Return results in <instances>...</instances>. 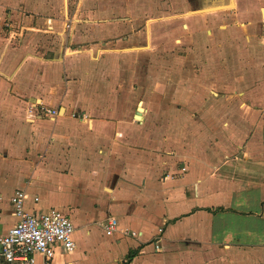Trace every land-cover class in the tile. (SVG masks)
Here are the masks:
<instances>
[{"label":"crops","instance_id":"1","mask_svg":"<svg viewBox=\"0 0 264 264\" xmlns=\"http://www.w3.org/2000/svg\"><path fill=\"white\" fill-rule=\"evenodd\" d=\"M150 46L177 97L130 114L123 74ZM263 114L264 0H0V236L22 190L74 228L72 252L36 264H264Z\"/></svg>","mask_w":264,"mask_h":264},{"label":"built area","instance_id":"2","mask_svg":"<svg viewBox=\"0 0 264 264\" xmlns=\"http://www.w3.org/2000/svg\"><path fill=\"white\" fill-rule=\"evenodd\" d=\"M65 28L71 29L69 21ZM25 114L29 118L38 115L54 116L57 110L43 105H29ZM262 139L264 146V131ZM25 198V192L22 190H17L10 197L15 222L4 235L0 236V256L3 264H36V256L47 261L53 257L56 245H60L68 253L72 252L74 250L72 222L54 209L38 214L26 212L23 208ZM101 226L106 235H111L117 228V221L114 217H107ZM158 233L161 235L162 230L158 229ZM153 247L158 249V239L154 241Z\"/></svg>","mask_w":264,"mask_h":264},{"label":"rangeland","instance_id":"3","mask_svg":"<svg viewBox=\"0 0 264 264\" xmlns=\"http://www.w3.org/2000/svg\"><path fill=\"white\" fill-rule=\"evenodd\" d=\"M134 1V0H133ZM149 1L152 2V4H156L158 1L161 2H169L171 0H135V3H145L147 2V4L149 3ZM144 11V10H143ZM146 12V11H145ZM143 12V13H145ZM168 12V11H165ZM170 17L169 14H164L158 10H153V13L151 12V14H144L143 16H141L142 21L147 20L148 18H156V17ZM161 23L166 22L167 25V30H169V28L171 27H180L181 26V19H172V20H166L165 19L163 21H160ZM153 23V22H152ZM151 23V24H152ZM181 29V28H180ZM167 30H162L164 33L166 34H170L171 31H167ZM179 33L182 32V30H178ZM198 35H200L201 37L205 36L203 35V32H196ZM151 49H147L146 51H142L139 52V54L136 53H132L131 56L129 57L130 59H132V65L133 67L131 68V71L125 72L123 74V85H124V91L126 92L125 95H127V97L129 99H131V101H133V106L130 107V114H134L135 113V105H136V101L140 100L141 98H144L147 101V105L150 106L151 110L148 112V114L151 115H155L156 112L154 111V104L156 102V100L165 94H168V99L165 102L167 104V106L170 105V99H176L177 97V91L176 90H161V86L158 85V82H160V78L163 77V81L165 83H168V85H170L171 83L173 84L174 81H177L176 77L171 76L169 73H165L162 76H160V74L158 73L157 69L155 67H158V62L160 60L159 55H160V50L159 48H155L154 46H150ZM197 50L196 51H192V48H188V50L191 51H187V53H189L190 56H193L192 58V64L191 65V69L196 71V74L198 75V69H201V67L205 64L204 63V58H203V49H204V45H203V41L201 40L200 42H197ZM138 51V50H137ZM185 51V50H184ZM138 55H141L138 57ZM199 56V61H196L198 59ZM165 60H169V58H166ZM171 65H167V67H169ZM202 79V78H201ZM167 85V86H168ZM166 86V84L164 85ZM160 87V88H159ZM169 87V86H168ZM142 88V93H140V89ZM214 90V89H212ZM217 91V90H216ZM187 91H185L186 93ZM138 93L141 94L140 98L137 97ZM173 96V97H172ZM167 97V96H164ZM170 112V111H168ZM152 119L154 118H149V126H151V128H154V124L156 122H154Z\"/></svg>","mask_w":264,"mask_h":264}]
</instances>
